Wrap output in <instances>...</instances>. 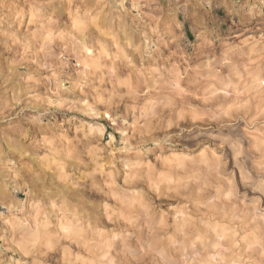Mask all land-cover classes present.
I'll return each instance as SVG.
<instances>
[{
	"label": "rangeland",
	"instance_id": "rangeland-1",
	"mask_svg": "<svg viewBox=\"0 0 264 264\" xmlns=\"http://www.w3.org/2000/svg\"><path fill=\"white\" fill-rule=\"evenodd\" d=\"M22 261L264 264V0H0Z\"/></svg>",
	"mask_w": 264,
	"mask_h": 264
},
{
	"label": "clouds",
	"instance_id": "clouds-1",
	"mask_svg": "<svg viewBox=\"0 0 264 264\" xmlns=\"http://www.w3.org/2000/svg\"><path fill=\"white\" fill-rule=\"evenodd\" d=\"M169 127H171V125ZM22 254L24 256H29V255H31V251L27 250V249H22ZM21 264H27V261H22Z\"/></svg>",
	"mask_w": 264,
	"mask_h": 264
},
{
	"label": "bare ground",
	"instance_id": "bare-ground-1",
	"mask_svg": "<svg viewBox=\"0 0 264 264\" xmlns=\"http://www.w3.org/2000/svg\"><path fill=\"white\" fill-rule=\"evenodd\" d=\"M88 51H89V50H87V52H88ZM88 53H89V52H88ZM67 224H69V223L67 222ZM39 225H40V224H39ZM37 227H38V229H40L38 225H37ZM45 227H46V226H45ZM64 227H66V226H64ZM76 228H77V227H76ZM38 229H37V230H38ZM65 229H66V228H65ZM65 229H64V230H65ZM67 230H68V228H67ZM68 232H69V231H68ZM35 233H36V232H35ZM35 233H34V234H35ZM31 234H32V232H31ZM37 234H38V232L36 233V235H37Z\"/></svg>",
	"mask_w": 264,
	"mask_h": 264
}]
</instances>
